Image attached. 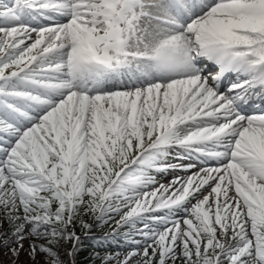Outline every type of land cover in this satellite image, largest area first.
I'll list each match as a JSON object with an SVG mask.
<instances>
[{"label":"snow or ice","instance_id":"obj_1","mask_svg":"<svg viewBox=\"0 0 264 264\" xmlns=\"http://www.w3.org/2000/svg\"><path fill=\"white\" fill-rule=\"evenodd\" d=\"M0 264H264V0H0Z\"/></svg>","mask_w":264,"mask_h":264}]
</instances>
